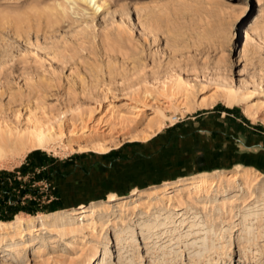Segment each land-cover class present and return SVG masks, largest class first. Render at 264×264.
Wrapping results in <instances>:
<instances>
[{
    "label": "rangeland",
    "instance_id": "1",
    "mask_svg": "<svg viewBox=\"0 0 264 264\" xmlns=\"http://www.w3.org/2000/svg\"><path fill=\"white\" fill-rule=\"evenodd\" d=\"M102 2L95 12L80 0H0V135L61 132L0 162L24 184L37 176L39 194L21 205L50 206L15 215L25 232L0 231V264H264V122L245 111L264 101V0ZM178 82L190 106L174 95ZM230 87L253 95L229 104ZM224 111L233 145L262 146L241 156L207 137L164 147ZM246 174L258 179L253 195L241 189ZM203 177L217 187L192 192ZM104 202L98 225L76 237L51 224L28 230L31 217L70 220Z\"/></svg>",
    "mask_w": 264,
    "mask_h": 264
},
{
    "label": "bare ground",
    "instance_id": "2",
    "mask_svg": "<svg viewBox=\"0 0 264 264\" xmlns=\"http://www.w3.org/2000/svg\"><path fill=\"white\" fill-rule=\"evenodd\" d=\"M73 1H75V0H73ZM80 1L84 2L88 6H91L95 12L100 11L104 7V2H102V0H80ZM63 8L66 9L65 7H63ZM253 29H255L254 26H252V28H250V29H247L246 30V33H247L246 36H249L250 30H253ZM183 84L184 83L180 82L179 84L174 86L173 92H174V95L175 94H179V95L181 94L182 105H185V106L189 105L190 106L192 99L190 97V93H189L188 88H186L185 85H183ZM224 95L226 96L227 103L234 104L237 102L245 101L247 98H249L250 96L253 95V92L249 93L248 96H246V93L243 95H240L238 90L230 87L225 91ZM149 96H151L150 91L149 90L145 91V97H149ZM216 98L212 99V101L208 102L207 104L213 105L216 101ZM134 109L140 110V108H134ZM245 111H246L247 115L250 116L251 118H253L254 120H260V121L264 122V101L258 105L252 106V107L246 106ZM161 115H163L165 117L163 112L161 113ZM157 123H158L157 125L161 124V119ZM72 126H73V124L69 125V127H71L69 129V132L71 134L75 133V129L72 128ZM47 130L45 131V130H41V129H36L34 132L31 133L30 136H27V134L24 135L23 133L21 134V133H13V132L0 135V162L4 161V159L8 158L9 156L20 155L28 149H32V148L35 149V148H42V147L44 148L53 138H55V136L61 134L60 129L59 130L57 129V131H55V129L52 130L50 128ZM238 179L239 178L233 177L231 180V178H230V183L237 182ZM242 179H243V185L241 187L242 191L244 189H247L249 191V193L251 195H253L255 192L251 190V186L253 185V183L258 181V179L253 178L250 174L244 175ZM210 182H211L210 178H207V177H203L198 182L194 181V183L192 184V189H193L192 192L201 193V192L205 191V192L209 193V191L212 188L217 187V184H215V181H212L211 183ZM261 188H262L263 193H264V180L260 186V189ZM241 189H240V191H241ZM240 191L239 192H233L232 194L227 193L225 198L223 199L222 204L224 206L227 205L228 203L232 204L235 200H237V199H235V197H239L241 195ZM106 205H108L107 202L98 204V206H96V205L95 206H89V207L88 206H81L80 210L75 212V214L73 213L74 215H79V216L75 217L74 219H70V220H69V218H66L65 216L59 214L60 212H54L51 214H41L38 216H34V217H31V219H30L28 230H30V231L34 230L37 224H40L42 226H46L47 224H51V226L54 229L61 230L66 234H71L74 237H76L83 230V228L91 227L92 225L95 228L98 225L99 222L97 220H95L94 216L99 209H102L103 207L105 208ZM125 206H126V204L125 205L122 204L120 207L124 208ZM86 220H87V223H86ZM12 230L15 231V233L13 232L14 234H17V233L21 234V233L25 232L27 229H24L23 225L20 224L18 220L17 221H11V222L0 221V231H3V232L6 231L7 232V231H12ZM0 238H1V235H0ZM97 264H102V263L98 262Z\"/></svg>",
    "mask_w": 264,
    "mask_h": 264
},
{
    "label": "crops",
    "instance_id": "3",
    "mask_svg": "<svg viewBox=\"0 0 264 264\" xmlns=\"http://www.w3.org/2000/svg\"><path fill=\"white\" fill-rule=\"evenodd\" d=\"M216 113L212 112V113H207L205 114V116L202 118V121H199L195 123V125H197L198 127H196V129H194L195 127L193 126V129H191L187 134H181L180 136H177L176 134H170L167 137V143L164 144V147H168V143L170 142H175L176 139H179L181 144H195V140L197 139H202V138H206L209 142V144L212 141H219L218 143V147H224L225 144L228 142L229 146L228 149L230 152L233 148H236L238 150H240L242 153H240V156L242 154H244L246 151H244L245 149H248L249 151H251L252 149L255 148H260L262 145H255L252 146L250 145H246L245 142L243 140L239 141V145H241V147H239V145H233V143L235 144V133L234 131H232V125L235 124V120L233 118H229L227 117V115H231L230 113L227 112H222L219 115H215ZM234 120V121H233ZM241 125V124H240ZM206 134V135H204ZM235 134V135H234ZM237 144V143H236ZM247 146V147H246ZM218 148V149H219ZM243 148V149H242ZM245 148V149H244ZM156 149H158V147H156ZM157 151V150H156ZM141 154V151H133V157L138 156L139 154ZM140 156V155H139ZM119 158L116 159V161L120 160V156H118ZM124 156L121 157V159L123 160ZM241 158V157H240ZM115 161V160H114ZM236 166L240 165V166H245L246 163L243 159L241 160H237L234 163ZM55 174H58V169H54L53 170V178H52V182L54 181L55 178ZM59 175V174H58Z\"/></svg>",
    "mask_w": 264,
    "mask_h": 264
},
{
    "label": "trees",
    "instance_id": "4",
    "mask_svg": "<svg viewBox=\"0 0 264 264\" xmlns=\"http://www.w3.org/2000/svg\"><path fill=\"white\" fill-rule=\"evenodd\" d=\"M33 153H37L36 151ZM32 155L29 156L31 159ZM26 168V169H25ZM28 167H23L22 171ZM37 176L33 175L25 184L19 179L16 172L0 171V220L5 222L12 221L17 213L24 211L30 214H36L39 211L49 210L50 206L37 207V200L30 199L28 203L21 205L23 198L27 194L38 195V189L32 187ZM31 182V183H30Z\"/></svg>",
    "mask_w": 264,
    "mask_h": 264
}]
</instances>
